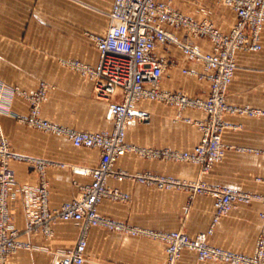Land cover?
Returning <instances> with one entry per match:
<instances>
[{
  "label": "crops",
  "instance_id": "0c3cea01",
  "mask_svg": "<svg viewBox=\"0 0 264 264\" xmlns=\"http://www.w3.org/2000/svg\"><path fill=\"white\" fill-rule=\"evenodd\" d=\"M114 0H0V92L7 104L1 121L12 151L52 161L46 170L50 186V205L58 208L72 201L91 183V176L73 172L71 166H97L101 152L97 148L77 147L70 139L45 133L20 122L16 114L27 115L29 102L13 94L16 86L30 92L42 81L50 85L42 115L58 124L88 131L111 130L107 118L108 101L96 97L94 81L65 64L80 60L96 65L99 50L92 34L103 35L111 25ZM173 6L198 21L210 19L221 31L230 32L237 23L236 12L212 0H173ZM183 41L208 52V38L194 37L186 30H173ZM260 51H239L238 67L227 94L228 103L237 108L264 110V27ZM156 54L167 66L161 87L183 91L191 96H208L211 83L197 74L203 64L190 59L174 44H159ZM190 70L197 74L187 73ZM119 91L114 99L121 98ZM11 97V98H10ZM138 105L149 111L148 121L128 124L127 142L151 148L191 151L200 142L202 131L193 123L205 120L203 110L188 108L182 112L174 105L142 99ZM187 118L191 119L188 121ZM223 140L228 149L222 161L207 171L194 162L148 159L129 152L116 168L129 172L173 176L189 182L207 184L264 195V115L227 112ZM61 164H65L62 166ZM19 185L36 187L40 176L35 164L13 160ZM109 184L129 194L126 201L105 199L100 213L132 226L164 232L184 231L194 238L213 225L214 199L209 194L191 195L184 189H160L130 179L110 178ZM15 188V191H16ZM13 223L20 239L31 242V249H20L10 256L9 264H60L64 254L76 246L80 223L58 220L54 234L24 232L27 224L23 198L16 192L11 202ZM259 200L238 203L214 226L210 244L236 253L253 254L264 221ZM165 242L139 235L94 227L88 237L84 264H166ZM177 264H226L200 260L195 251L184 250Z\"/></svg>",
  "mask_w": 264,
  "mask_h": 264
},
{
  "label": "built area",
  "instance_id": "2783aa9c",
  "mask_svg": "<svg viewBox=\"0 0 264 264\" xmlns=\"http://www.w3.org/2000/svg\"><path fill=\"white\" fill-rule=\"evenodd\" d=\"M201 1V0H196ZM231 7L237 14V23L230 32L221 31L210 19L203 21L177 10L173 0H114L110 13L111 25L103 35L91 37L99 50L96 65L80 60H68L65 64L94 81L96 97L108 101L107 118L114 122L111 130L88 131L71 128L46 119L42 115L50 85L42 81L32 92L16 86L12 93L29 102L27 115L16 114L20 122L30 127L66 137L77 147L97 148L101 152L97 166H71L73 172L91 176V183L82 187L81 193L72 201L58 208L50 205V186L46 177L50 160L27 156L12 151L4 134L1 117L6 97L11 93L0 92V264H9V258L20 249H31V242L20 239L21 232L13 220L15 210L11 204L16 192L23 198L26 215L25 233L42 232L46 237L54 234L58 220H74L80 223V235L76 246L64 254L60 264H84L88 237L92 228L119 231L132 235L158 239L166 244V264H177L184 250L197 253L200 260H214L226 264H264V224L257 238L253 254L236 253L214 246L208 238L222 216L229 214L238 203L259 200L264 195L214 186L203 181L189 182L173 176L152 171L129 172L116 168L118 160L132 152L148 159L175 162H194L209 171L223 160L228 145L223 140L227 112L262 114L264 110L237 108L228 103L227 94L235 76L239 51H260L264 27V0H212ZM186 30L194 37L208 38L212 50L205 52L192 43L183 41L173 30ZM159 44H174L190 59L204 66L203 73L185 69L208 79L211 90L208 96H191L183 91H169L161 87L166 62L157 54ZM121 91V98L115 95ZM7 94V96H6ZM11 98V97H10ZM142 99L157 100L176 106L180 112L188 108L203 110L205 120L193 121L202 131V138L193 150L180 151L172 148H151L127 142L128 124L133 120L148 121L149 111L138 105ZM188 121L191 119L187 118ZM13 160H26L35 164L40 176L36 187L18 185ZM65 166V164H61ZM110 178L123 181L130 179L160 189H184L191 195L209 194L214 199L215 214L212 227L192 238L184 231L164 232L132 226L100 213L105 199L129 200V194L109 184ZM16 188V191H15ZM264 221V211L260 213Z\"/></svg>",
  "mask_w": 264,
  "mask_h": 264
}]
</instances>
